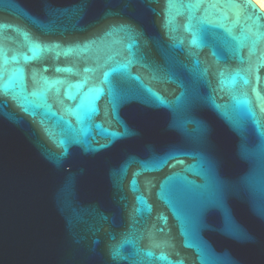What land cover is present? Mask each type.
Listing matches in <instances>:
<instances>
[{"label":"water","instance_id":"obj_1","mask_svg":"<svg viewBox=\"0 0 264 264\" xmlns=\"http://www.w3.org/2000/svg\"><path fill=\"white\" fill-rule=\"evenodd\" d=\"M193 2L0 0V264H264V10Z\"/></svg>","mask_w":264,"mask_h":264},{"label":"snow or ice","instance_id":"obj_2","mask_svg":"<svg viewBox=\"0 0 264 264\" xmlns=\"http://www.w3.org/2000/svg\"><path fill=\"white\" fill-rule=\"evenodd\" d=\"M174 2H175V0H169V8H172L174 6ZM198 7H199V0H195V2L188 4L189 10H194V9H197ZM231 7H233L234 9H238L239 5L233 3L231 5ZM237 19H239V13H237ZM169 23H171V20H169ZM201 23L206 24V21H201ZM190 26H191L190 23H189V25H186V27H190ZM0 27H3V26L0 25ZM193 43H195V40H193ZM32 51H33V56H36L40 51H43V49H40L39 46L37 45L33 48ZM5 56H6V54L3 52L2 49H0V69H2L4 63H6ZM26 59H27V57H26ZM57 71H61V69H57ZM64 71H71V69H64ZM89 71H91V69H85V72H89ZM112 71H116V69H113ZM104 75H105V77H107L108 73L105 72ZM221 75H223V73H221ZM236 77H239L241 80H243V83L245 85L248 84V82H249L246 77L242 76L239 72H237L236 75L231 80L232 84H235ZM221 82L223 83V81H221ZM44 83L49 88L53 86V85L49 84V82L47 80H45ZM56 83H59V81H57ZM86 83H87V80L82 81V82L78 83L77 85H75V87H77V88L83 87L84 84H86ZM16 87H17V82H16L15 75H13L12 77H10L8 80L5 81L2 79V71H0V94H9V93L14 94ZM99 91H100V89H91V88L89 89V92L93 93V94L98 93ZM149 91H151V90L149 89ZM153 95H155V94L153 93ZM94 98H95V96L93 95L91 97V99H94ZM91 99H88V104H89L90 108H91ZM234 100L238 104H247L248 103L247 100H240L235 96H234ZM91 110H95V109L91 108ZM251 115L253 116V118L255 117L254 113H251ZM149 255H151V253H149Z\"/></svg>","mask_w":264,"mask_h":264},{"label":"bare ground","instance_id":"obj_3","mask_svg":"<svg viewBox=\"0 0 264 264\" xmlns=\"http://www.w3.org/2000/svg\"><path fill=\"white\" fill-rule=\"evenodd\" d=\"M262 10H264V0H253Z\"/></svg>","mask_w":264,"mask_h":264}]
</instances>
